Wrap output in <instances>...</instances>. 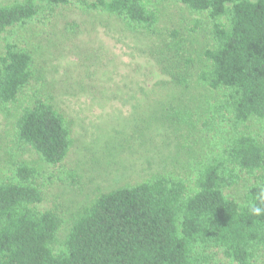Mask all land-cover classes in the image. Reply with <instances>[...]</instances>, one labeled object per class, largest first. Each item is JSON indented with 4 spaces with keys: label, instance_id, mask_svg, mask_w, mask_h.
<instances>
[{
    "label": "trees",
    "instance_id": "trees-1",
    "mask_svg": "<svg viewBox=\"0 0 264 264\" xmlns=\"http://www.w3.org/2000/svg\"><path fill=\"white\" fill-rule=\"evenodd\" d=\"M165 1L75 3L151 33ZM169 1L214 23L213 47L202 52L204 69L196 79L182 40L161 49L177 66L168 71L177 86L199 85L205 92L198 96L196 118L182 117L181 123L191 135L200 132V147L174 170L97 196L74 220L58 255L51 247L60 221L38 209L44 198L39 172L26 163L13 165L0 174V264H264V215L249 210L264 185V0ZM72 3L0 5V106L25 98L13 143L49 167L68 156L71 125L51 97L23 94L34 80L33 56L15 40L47 22L53 9ZM242 184L241 196L232 192Z\"/></svg>",
    "mask_w": 264,
    "mask_h": 264
},
{
    "label": "rangeland",
    "instance_id": "rangeland-1",
    "mask_svg": "<svg viewBox=\"0 0 264 264\" xmlns=\"http://www.w3.org/2000/svg\"><path fill=\"white\" fill-rule=\"evenodd\" d=\"M75 1L53 9L47 22L15 40L33 56L34 80L23 94L51 97L70 122L73 145L62 164L49 167L33 151L16 149L13 126L25 98L0 106V174L20 162L39 172L44 198L38 209L60 221L55 255L97 196L174 170L200 147L198 129L191 135L181 123L182 117L196 118L198 96L205 92L199 85L177 86L168 74L177 66L161 49L182 40L184 61L196 79L204 69L202 52L213 47L214 23L180 3L165 1L155 30L143 33L114 16L82 10ZM244 188L232 192L241 196Z\"/></svg>",
    "mask_w": 264,
    "mask_h": 264
},
{
    "label": "clouds",
    "instance_id": "clouds-1",
    "mask_svg": "<svg viewBox=\"0 0 264 264\" xmlns=\"http://www.w3.org/2000/svg\"><path fill=\"white\" fill-rule=\"evenodd\" d=\"M249 210L253 216L264 215V185L260 186L257 193V202L250 204Z\"/></svg>",
    "mask_w": 264,
    "mask_h": 264
}]
</instances>
